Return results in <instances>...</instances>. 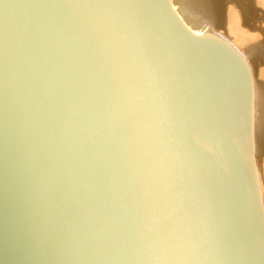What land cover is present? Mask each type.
<instances>
[{"label": "water", "instance_id": "obj_1", "mask_svg": "<svg viewBox=\"0 0 264 264\" xmlns=\"http://www.w3.org/2000/svg\"><path fill=\"white\" fill-rule=\"evenodd\" d=\"M0 264H264L239 55L167 0H0Z\"/></svg>", "mask_w": 264, "mask_h": 264}, {"label": "bare ground", "instance_id": "obj_2", "mask_svg": "<svg viewBox=\"0 0 264 264\" xmlns=\"http://www.w3.org/2000/svg\"><path fill=\"white\" fill-rule=\"evenodd\" d=\"M167 2L188 28L201 36L220 40L242 61L250 79L251 158L264 212V70L261 67L264 42H259L260 36L256 32H264V0Z\"/></svg>", "mask_w": 264, "mask_h": 264}, {"label": "rangeland", "instance_id": "obj_3", "mask_svg": "<svg viewBox=\"0 0 264 264\" xmlns=\"http://www.w3.org/2000/svg\"><path fill=\"white\" fill-rule=\"evenodd\" d=\"M259 1H260V0H259ZM261 5H262V4H261ZM258 10H260V12H259V11H258V12H259V15L261 16V15H262V13H261V7H259ZM185 22H186V21H185ZM184 24H185V23H184ZM185 26H187V25H185ZM256 32H257V35L260 36L259 39H258V40H260L259 42H262V41L264 42V39H263V37H264V36H263V35H264V32L259 31V30L256 31ZM261 58H262V60H263V63H262V66H261V67H262V69L264 70V52H263Z\"/></svg>", "mask_w": 264, "mask_h": 264}]
</instances>
